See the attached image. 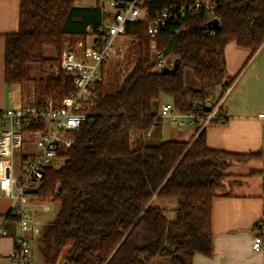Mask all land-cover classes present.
Listing matches in <instances>:
<instances>
[{
  "label": "trees",
  "instance_id": "obj_1",
  "mask_svg": "<svg viewBox=\"0 0 264 264\" xmlns=\"http://www.w3.org/2000/svg\"><path fill=\"white\" fill-rule=\"evenodd\" d=\"M77 1L20 0L18 30L6 36L7 84L24 87L34 80L30 65L57 62L45 56L47 48L60 53L67 43L98 33L101 10L79 8ZM194 1L146 0L140 21L127 25L125 35L137 40L133 69L114 92L99 84L94 123L83 126L66 164L47 171L38 191L58 205L40 235L43 264H151L156 257L192 264L195 254H213L212 206L225 172L262 153L212 150L200 126L187 142L149 144L142 138L160 122L156 107L162 95L180 114L205 118L207 107L216 108L235 79L227 74L226 46L235 42L252 56L264 42V0H212L220 22L214 34L206 12L169 22L156 37L157 49L168 67L180 65L163 74L151 59L149 22L164 8ZM186 68L200 88L186 85ZM37 84L34 105L48 97L61 101L72 90L63 73ZM225 121L219 107L211 122ZM258 230L264 242V230Z\"/></svg>",
  "mask_w": 264,
  "mask_h": 264
},
{
  "label": "built area",
  "instance_id": "obj_2",
  "mask_svg": "<svg viewBox=\"0 0 264 264\" xmlns=\"http://www.w3.org/2000/svg\"><path fill=\"white\" fill-rule=\"evenodd\" d=\"M146 0H109L115 16L111 23L100 26L96 39L79 41L74 48H65L60 56L59 73L68 77L72 90L61 101L48 97L41 105H22L0 112L6 128L0 134V194L11 199L8 211L0 216V241L11 237L13 250L9 264H35L33 234L38 228L33 203L39 200V189L47 171H59L67 162L76 136L84 125L94 123L98 86L105 84L106 66L116 48V39L124 36L128 24L137 23ZM217 4L212 0H195L188 5L164 8L149 22L152 61L159 71L167 66V59L158 51L156 37L169 22L206 12L210 21L216 19ZM212 34H214V28ZM92 30H89L91 32ZM218 107L203 120L205 127L217 116ZM157 116L180 120L173 103H157ZM264 120V114H260ZM27 145L31 152L24 153ZM15 152L20 153V165L13 166ZM254 248L261 250L260 236Z\"/></svg>",
  "mask_w": 264,
  "mask_h": 264
},
{
  "label": "crops",
  "instance_id": "obj_3",
  "mask_svg": "<svg viewBox=\"0 0 264 264\" xmlns=\"http://www.w3.org/2000/svg\"><path fill=\"white\" fill-rule=\"evenodd\" d=\"M19 2L0 0V112L28 105L25 87L9 85L5 81L6 36L18 30ZM108 2L78 0L76 6L99 8L101 26H106L115 16ZM95 36L89 35L87 42L92 43ZM124 36L116 39V46L124 42ZM225 59L227 74L235 78L217 104L224 112L225 122H210L202 127L204 118L196 115L181 114L183 125L174 123L171 118L161 117L160 122L150 130V135L142 138V141L149 144L187 142L199 135L196 128L200 126V131L206 132L207 145L212 150L235 154L262 153L261 157L235 162L225 172L223 186L212 206L213 254H195L192 264H264V248H254L255 238L259 236L258 229L264 230V120L260 118V114H264V42L252 56L248 49L230 42L225 48ZM192 74H189V84L186 85L198 89L201 85L196 78L193 80ZM170 102L172 99L165 95L159 100V103ZM5 128L6 123L0 120V134ZM20 157V153L15 152L13 162L16 160L17 166L20 165ZM8 209L0 212V215H4ZM12 250L13 242L10 252L4 257L0 256L5 264H9ZM162 261L163 264H170L163 257L152 260L155 264H162Z\"/></svg>",
  "mask_w": 264,
  "mask_h": 264
},
{
  "label": "rangeland",
  "instance_id": "obj_4",
  "mask_svg": "<svg viewBox=\"0 0 264 264\" xmlns=\"http://www.w3.org/2000/svg\"><path fill=\"white\" fill-rule=\"evenodd\" d=\"M124 37L126 39L124 40L123 43H121L119 47L116 46L115 52L113 53L112 57L110 58V61L107 63V66H106L107 70H106L105 86H106L107 91L109 92H114V90L118 88L120 84H122L124 79L130 73V70L133 69L134 66H132V64L135 63L137 59V53H136L137 40H134L133 38L127 35H125ZM76 44H74L73 46H70L69 43H67L64 49L69 46H70L69 48L72 49L75 47ZM62 51L59 53L54 48H47L45 50V56L49 58H55V59L57 58L58 59L57 62L49 63L44 66L40 64H34V65L29 66V75L34 80L24 86L25 94L28 96L25 100L28 101V105H33L37 100V93L39 91V85L37 84V82H39L41 79L48 78L49 76L58 77L61 74L59 73V63H60V56H61ZM150 52H151V59H152L151 47H150ZM189 74H192V71L189 68H186L184 70V75L186 76V79H185L186 84H189V79H188ZM191 76L194 80L195 77L193 76V74ZM218 95L219 93H216L215 96L211 98V101L209 103L210 106L214 105L217 102ZM171 120L174 123L181 125L179 123V120H177L176 122L173 119ZM184 120L187 121V119H184ZM149 132L146 135H144L143 138L145 136H149L150 135ZM138 139H139V136L133 137V143H132L133 147L137 145ZM31 151L32 150L29 146L24 145L23 147L24 153H29ZM14 161L15 162H13V166L15 169H17L18 162L16 160ZM159 202L160 201L158 200L155 201V205H158ZM10 204H11V199L4 197L2 196V194H0V212H4L7 208H9ZM33 208H34V213L37 216V220L39 224L38 228L35 230L33 234V241H32L33 257L35 260V264H43V257L39 251L40 235H41L43 227L48 222L52 221L53 218L55 217L58 211V205L53 203L50 199H44L39 196V200L33 203ZM168 216L170 219L174 218V215L172 214H168ZM11 242H12L11 237L5 238L3 241H0V256L1 257H4L6 253L10 252ZM163 259L167 261L165 258ZM163 263L164 261H162V264ZM0 264H5V260H0ZM151 264H155V262H151Z\"/></svg>",
  "mask_w": 264,
  "mask_h": 264
},
{
  "label": "water",
  "instance_id": "obj_5",
  "mask_svg": "<svg viewBox=\"0 0 264 264\" xmlns=\"http://www.w3.org/2000/svg\"><path fill=\"white\" fill-rule=\"evenodd\" d=\"M219 26H220V22H219L218 19H214V20H212V21L209 22V27L210 28L217 29V28H219ZM179 65H180L179 62L176 61L174 63V66L172 68H170L168 66L164 67L162 69V73L163 74H169V73H172V72H176L178 70V68H179ZM206 111L210 112L211 111V107H207L206 108Z\"/></svg>",
  "mask_w": 264,
  "mask_h": 264
}]
</instances>
